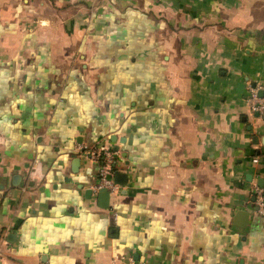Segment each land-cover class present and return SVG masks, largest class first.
Segmentation results:
<instances>
[{"label":"crops","instance_id":"obj_1","mask_svg":"<svg viewBox=\"0 0 264 264\" xmlns=\"http://www.w3.org/2000/svg\"><path fill=\"white\" fill-rule=\"evenodd\" d=\"M251 89L264 0H0V264H264Z\"/></svg>","mask_w":264,"mask_h":264},{"label":"built area","instance_id":"obj_2","mask_svg":"<svg viewBox=\"0 0 264 264\" xmlns=\"http://www.w3.org/2000/svg\"><path fill=\"white\" fill-rule=\"evenodd\" d=\"M248 103L251 105L253 111L257 112L260 117L264 119V97L259 98L257 90H250ZM83 152L93 161L99 163L98 189H106L109 193H113L115 191V186L110 178L112 174L111 165L113 153L105 147H94L84 150ZM254 162H256V160ZM255 206L257 211L264 215V192L262 190H256Z\"/></svg>","mask_w":264,"mask_h":264},{"label":"water","instance_id":"obj_3","mask_svg":"<svg viewBox=\"0 0 264 264\" xmlns=\"http://www.w3.org/2000/svg\"><path fill=\"white\" fill-rule=\"evenodd\" d=\"M111 178V177H110ZM109 178V179H110ZM258 186L259 187H263V183H262V181H259L258 182ZM100 199L102 200V202H103V207L104 206H106V204H107V202L109 201V192L106 190V189H101L100 190ZM243 215H245L246 216V214L245 213H238V216H243Z\"/></svg>","mask_w":264,"mask_h":264}]
</instances>
